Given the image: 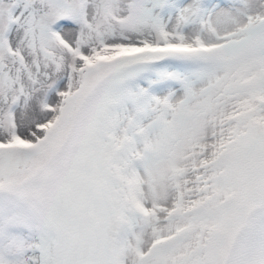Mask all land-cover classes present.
Wrapping results in <instances>:
<instances>
[{"label":"snow or ice","instance_id":"obj_1","mask_svg":"<svg viewBox=\"0 0 264 264\" xmlns=\"http://www.w3.org/2000/svg\"><path fill=\"white\" fill-rule=\"evenodd\" d=\"M0 264H264V0H0Z\"/></svg>","mask_w":264,"mask_h":264}]
</instances>
